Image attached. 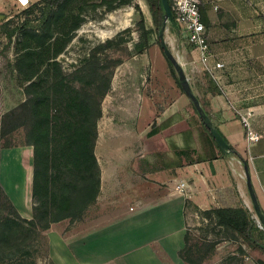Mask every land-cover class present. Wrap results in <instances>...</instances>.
Masks as SVG:
<instances>
[{"label":"crops","instance_id":"1","mask_svg":"<svg viewBox=\"0 0 264 264\" xmlns=\"http://www.w3.org/2000/svg\"><path fill=\"white\" fill-rule=\"evenodd\" d=\"M200 1L208 41L207 59L202 62L196 48L187 41L182 42L181 49L176 42L177 50L172 52L202 109L231 150L222 151L202 127L192 101L178 85L170 102L156 104L160 106L158 110L154 103L144 99V110L143 107L138 109L136 102L131 108L120 111L132 124L127 132L119 125L121 130L116 132V140L128 137L131 146L127 149L128 161L122 148H118L123 157L116 164V184L120 183L122 192H118L116 198L134 203L130 207L120 206L117 213L124 217L94 232L99 239L86 244L88 250L84 256L76 251L68 253L67 243L51 228L49 235H59L66 250L61 256L53 254L55 245L51 244L50 256L55 263L71 264L84 259L115 263L123 253L136 262L152 264L158 261L153 244L167 256L181 259L178 250L184 245L186 223H190L185 219L186 199L195 203L198 210H204L210 201L222 206L221 198L222 202H235L249 212L253 206L246 171L264 212V0ZM170 32L177 34V30ZM215 62H222L223 66L215 67ZM242 116L246 117L248 125L242 121ZM248 128L260 134L258 141L251 145L246 142ZM135 135L140 138L144 135L145 141L151 142L143 146L144 155L135 145ZM155 141L164 148H154ZM29 147L10 146L0 155V160L3 157L0 173L7 176L10 169L16 176L12 183H18L16 188L14 184L9 188L2 183L5 192L16 209L24 210L26 215L31 210L27 203L33 171ZM126 167L127 173L121 171ZM122 174L127 177L120 176ZM179 180L188 182L190 188H176ZM100 183L102 189L101 168ZM21 189L23 197L18 200ZM189 214L192 225L204 219L195 209L191 208ZM80 220L69 227H83V217ZM138 239L142 242L139 246Z\"/></svg>","mask_w":264,"mask_h":264},{"label":"rangeland","instance_id":"2","mask_svg":"<svg viewBox=\"0 0 264 264\" xmlns=\"http://www.w3.org/2000/svg\"><path fill=\"white\" fill-rule=\"evenodd\" d=\"M30 1L34 3L39 0ZM0 4V14L4 15V18L0 20L1 119L3 113L17 106L26 97L24 92L26 81H23L21 75L14 68V64L20 52V43L25 41L24 35L20 34L21 26L36 24L37 21L34 18L40 12L35 9L31 13H26L24 9L27 7L20 5L16 0H3L0 1ZM136 4L143 14L145 25V29L143 30L138 26ZM53 17L55 34L61 39L66 40L61 52L57 55V59L66 74L65 82L68 79V85L76 86L80 84L81 79H90L80 69L83 66H93L94 60L99 62V67H104L101 69V73L106 76L108 75L104 79H110L109 89L101 97V116L97 119V138L94 146V153L101 168L102 189L99 187L97 195L99 197L84 208L81 218L69 216L52 222L49 228L44 231L39 230L32 238L27 239L26 246L24 247V250L28 251L27 253H24L21 257L18 255L11 260L0 261V264H57L50 256L51 244L55 245L53 248L55 253L53 254L64 255L63 253L66 250L64 249L62 240L67 243L66 248L68 253H75L76 251L79 255H86L88 250L86 244L89 245V243H93L94 240L99 239L98 234L94 232L99 230L103 225L113 224L117 219L123 218V214L117 213V209L120 206L121 208L122 206L130 207L134 203L129 199L116 198V194L122 192V190L119 191L120 183L117 181L116 184V164H118L119 160H122L123 156L125 157V161H128L129 152L127 149L131 146L128 142V137L126 140L123 137L121 141L116 140V132L118 133L121 130L118 126L121 125L124 132H127L129 126L132 124L129 118H124L120 115V111L123 112L125 108H131L136 102L138 109L143 107L144 110L146 106L144 105V99L154 103L155 108L158 110L160 108L158 105H165L170 102L178 91L179 85L175 79V74L157 42L156 33L152 30L154 29V24L151 14L144 0H67L61 9L59 8L55 11ZM8 19L9 21H6ZM150 28L151 30L146 33L145 31ZM12 29H15V32L10 38L8 32ZM170 31L166 32L165 37L172 51L177 50V44L181 49L182 42L185 40L179 34H174V32ZM60 40L59 42H61ZM139 41H145L141 52H138L135 47ZM59 42L52 45L48 52L41 51L34 56L33 68L37 70L34 78L38 84L37 88L46 92L43 101L40 100L39 109L45 110L48 107L51 110L50 112L53 113L56 109L61 108L65 111V115H67L68 112L64 105L66 95H52L53 90L51 86L55 75L54 69L47 65V62L43 61L47 53H53ZM92 54H94L95 58L91 56ZM62 87L64 88V86ZM70 113L72 112L70 111ZM28 133L29 128L23 125L0 137V155L5 152V148L7 147L22 144L32 147V150L29 147V152L25 150V155L28 152L29 158L31 154L33 156V146L27 144L30 139ZM145 137L144 135L141 138L136 135L133 137V139L135 138L137 148L142 149L139 152L142 155L146 152L143 148L145 143L151 145V142L145 141ZM153 144L154 148H164L162 143L158 141H155ZM118 148H122L123 156L119 155ZM1 160H3V157ZM1 160L0 171L2 172ZM56 160L57 169L55 173H57L58 178L50 179V186L60 184L66 179L76 180V182L80 181V174L73 170L74 168H69V165L64 167V162L60 161L64 159L58 160L57 158ZM127 168L121 171L127 173ZM187 174L186 172V176ZM120 176L127 177L124 174ZM15 177V174L10 169L7 171V176L0 173V185L4 191L2 183H5L9 188L12 184H14L15 188L18 186V183H12ZM125 187L128 188L127 185ZM19 192L18 200H21L23 197L22 189ZM39 198H43V193L40 192L37 196H34L30 189L27 208L31 210L26 215L24 210L21 209L19 214L22 217L30 218L32 216V207L35 202L39 201ZM219 199L220 203H225L222 202L221 198ZM8 205V200L0 196V215L8 210L4 209ZM48 206L50 207V211H55V205L49 204ZM214 206L218 205L210 201L208 207H205L204 210H198L195 203L186 199L185 219L186 222H190L188 225L186 223V228L189 230V242L193 243L194 240L205 237L209 240L210 244H215L214 250L208 253L205 259H202L201 264H258V261L260 264H264V252L250 246L235 232L215 223L216 217L212 212ZM191 208L204 217L200 221L197 216L195 217L200 224L195 223L192 225V220H190L192 216L189 214ZM76 210H79V207ZM249 213L256 220L258 229L260 231L263 230L256 219L253 208ZM82 217L83 221L81 224L83 227L79 225L75 228L69 227V225L81 221ZM56 223H59V225ZM51 228L58 231L62 240L57 234L53 235L51 233V236L49 235ZM26 235L25 230H22V232H11L6 238V244L12 243L10 239L14 240V237L19 236L18 238L24 239ZM137 241L139 246L142 243L141 239ZM152 246L158 255V261L152 264H186L179 258L167 256L154 244ZM111 254L113 255V253L109 255ZM117 260L116 262L115 259V263L113 261L108 263L96 262L89 259H84L81 262L77 261L78 263L68 262L71 264H142L136 262L135 259L125 257L123 253H121Z\"/></svg>","mask_w":264,"mask_h":264},{"label":"trees","instance_id":"3","mask_svg":"<svg viewBox=\"0 0 264 264\" xmlns=\"http://www.w3.org/2000/svg\"><path fill=\"white\" fill-rule=\"evenodd\" d=\"M66 1L39 0L24 9L26 13H31L35 9L40 12L34 18L37 21L36 24L21 26L20 34L24 35L25 41L20 43V52L14 64V68L21 75L23 81H26L24 85L26 97L17 106L2 114L0 137L23 125L29 128L30 139L27 144L33 146L31 191L34 196L42 192L43 198H39V201L34 203L32 216L25 218L19 214L8 194L0 185V196L5 197L9 202L8 207L4 208L8 210L0 215V261L11 260L18 255L21 257L27 253L28 251L24 250L27 239L32 238L39 230L44 231L49 228L52 222L69 216L81 218L84 208L93 203L98 195L100 166L94 153V146L97 138V119L101 116V97L109 89L110 79H104L108 76L101 73V69L104 67H99V62L94 60L93 66H83L80 69L90 79H81L80 84L76 86L68 85V79L65 82L66 74L57 55L61 52L66 40L55 34L53 14L57 9H61ZM144 1L148 5L154 24L152 30L156 33L160 46L158 30L164 19L162 2L161 0ZM135 7L138 11V26L143 30L145 29L143 14L137 4ZM168 25L173 31L177 30L173 19L168 22ZM150 30L151 28L145 32ZM14 32L15 29L10 30L8 36L11 38ZM57 42L59 44L53 53H47L43 61L54 69L52 95H66L64 105L68 112L67 115L61 108L56 109L53 113L48 107L45 110L39 109L40 100L43 101L46 92L37 88L38 84L34 78L37 72L33 68L34 56L41 51L48 52L50 47ZM144 43L145 41H139L135 45L138 52L143 50ZM161 51L174 72L179 87H181L175 68L165 56L162 48ZM98 80L100 82L97 83ZM192 108L194 109L193 105ZM201 123L202 127L210 134L204 123ZM57 158L65 160H60L64 162V167L69 165V168H74L73 170L80 174L79 182L66 179L60 184L50 186L49 180L58 178L55 173ZM49 204L55 205V211H50ZM78 207L79 210H76ZM212 212L216 217L217 225L235 232L250 246L264 252V228L261 231L258 229L256 220L243 206L235 202L223 203L222 206H214ZM22 230L27 233L24 239L18 238L19 236L14 237V240L10 239L12 243L6 244V238L11 232H22ZM189 238V230L186 228L184 245L178 250V256L186 264H201L202 259H205L206 255L214 250L215 244H210L205 237L190 243ZM258 264H260L259 261Z\"/></svg>","mask_w":264,"mask_h":264},{"label":"built area","instance_id":"4","mask_svg":"<svg viewBox=\"0 0 264 264\" xmlns=\"http://www.w3.org/2000/svg\"><path fill=\"white\" fill-rule=\"evenodd\" d=\"M20 5L28 7L32 2L26 0V2H21V0H16ZM173 20L177 27V34L192 44L194 48L199 53V58L204 62L208 57V41L206 36V26L202 21L200 13V0H169ZM215 67L223 66L222 62H215ZM242 121L248 125L245 116H242ZM260 134L247 129L246 132V142L248 145L254 144L258 141ZM176 188L183 190L184 188H190L188 182L184 180H179L176 183Z\"/></svg>","mask_w":264,"mask_h":264},{"label":"water","instance_id":"5","mask_svg":"<svg viewBox=\"0 0 264 264\" xmlns=\"http://www.w3.org/2000/svg\"><path fill=\"white\" fill-rule=\"evenodd\" d=\"M163 9H164V19L161 27L158 30V35L160 39V46L165 54V56L170 60L172 63L173 67L176 70L177 77L179 84L181 85L182 90L184 93L189 97V99L192 101L193 106L195 110L197 111L201 121L204 123V125L207 127L209 130V133L215 140V142L218 144V146L221 148L222 151L224 152H229L230 146L228 142L224 139V137L221 135V133L218 131V129L213 125L210 117L208 114L202 109L198 98L196 95L193 93L191 86L189 84L188 78L181 66V64L178 62L176 57L174 56L168 42L166 41V32L168 30H172V28L168 25V22H171L173 19V14L171 10V6L169 3V0H161ZM4 18L3 14H0V20ZM246 179H247V187H248V192L251 198L252 206L255 212V216L257 221L260 223V226L264 228V212L262 211L258 200L256 198V195L254 193V190L250 184V179L249 175L246 171L245 173Z\"/></svg>","mask_w":264,"mask_h":264},{"label":"snow or ice","instance_id":"6","mask_svg":"<svg viewBox=\"0 0 264 264\" xmlns=\"http://www.w3.org/2000/svg\"><path fill=\"white\" fill-rule=\"evenodd\" d=\"M21 2H26V0H21Z\"/></svg>","mask_w":264,"mask_h":264}]
</instances>
